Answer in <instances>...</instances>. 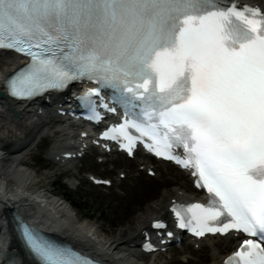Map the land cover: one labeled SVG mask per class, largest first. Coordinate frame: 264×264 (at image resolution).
Listing matches in <instances>:
<instances>
[{"label": "snow or ice", "instance_id": "snow-or-ice-1", "mask_svg": "<svg viewBox=\"0 0 264 264\" xmlns=\"http://www.w3.org/2000/svg\"><path fill=\"white\" fill-rule=\"evenodd\" d=\"M0 50L31 59L7 82L18 99L85 78L134 85L145 109L105 138L123 140L129 154L147 138L156 156L194 169L211 200L177 210L178 226L197 237L230 230L255 237L243 240L227 264H264L260 9L225 8L222 0H0ZM23 234L44 264H91L30 228Z\"/></svg>", "mask_w": 264, "mask_h": 264}, {"label": "bare ground", "instance_id": "bare-ground-1", "mask_svg": "<svg viewBox=\"0 0 264 264\" xmlns=\"http://www.w3.org/2000/svg\"><path fill=\"white\" fill-rule=\"evenodd\" d=\"M244 1L251 2V5L264 10V0ZM25 61L11 52H0V91H4L3 77L11 73L16 65ZM70 98L72 100L73 96L69 91L51 93L34 102L0 97V171L7 181L6 187L0 185V200L9 204L24 221L34 224L41 230L53 232L78 250L92 255L104 264H157L159 252L145 253L141 250V240L145 232L150 230L154 219H166L169 207L173 203L199 200V191L192 190L194 187L189 176H186V172L174 164L160 161L144 153L137 154L132 163L145 164L147 170L151 169L150 166L154 164L153 167L161 176L168 177L165 181L178 178V183L168 188L170 190L163 189L161 198L153 201L140 214L134 216L135 226L130 225L127 229H118L115 234L110 235L105 232L104 226L96 224L93 219H86L84 215L79 216L74 207L75 203L67 195L52 196L54 192L42 183L39 170L34 169L27 160L29 153L37 144L38 136L45 133L50 135L58 132L62 139L67 140L63 145L50 149V157L52 156V159L68 168L80 160L79 156L67 158L69 153H87L93 148L86 146L92 138H82L80 136L82 131H77L76 124L63 122L64 116L57 112V109L67 108ZM13 109L18 110L20 115H13ZM39 109L42 110L38 111ZM28 130H33V133L24 142H20ZM61 148H63L62 151H60ZM113 154L115 153L107 155L112 156ZM128 163L130 161L126 158L120 162L125 166ZM78 183L81 185L82 182ZM79 185L75 184L74 187ZM9 221L8 213L0 206V242L2 245L0 254L22 251ZM240 241L241 237H236L232 233L226 234L225 237L207 236L200 240L187 241L185 244L186 246L192 244L195 247L210 245L211 252L205 257L206 261L203 264H222L224 258L239 246ZM185 244L182 242L183 248H186ZM226 248L230 249L224 253L223 250ZM20 258L21 264H33L23 252Z\"/></svg>", "mask_w": 264, "mask_h": 264}, {"label": "rangeland", "instance_id": "rangeland-1", "mask_svg": "<svg viewBox=\"0 0 264 264\" xmlns=\"http://www.w3.org/2000/svg\"><path fill=\"white\" fill-rule=\"evenodd\" d=\"M32 133L33 130H28L20 142H24ZM65 142L67 140L62 139L59 133L52 135L47 133L44 136L40 134L27 160L34 169L39 170V178L42 179L43 184L59 195H67L75 203L74 207L79 216L89 215L86 219H93L96 224L103 225L105 232L110 235L115 234L118 229L135 226L134 216L146 209L147 205L161 198L163 189L170 190L168 188L178 183V178L165 181L168 177L162 175L163 179L153 167L154 164L151 167L156 174L151 176L145 164L132 163L135 158L130 159L123 154L102 157L96 154L94 149L70 168L56 165L50 159V149H55ZM101 158H105V161L100 162ZM124 158L132 165L120 164ZM91 174L111 179L112 185H94L89 180ZM60 181L68 186V190L65 191L58 184ZM80 181L81 185L78 183ZM75 184L79 186L74 187ZM168 214L166 216H169ZM230 248L224 249L223 252L226 253ZM210 249L208 244L201 247L187 244L186 248L179 244L173 245L169 250L160 253L157 264H203L206 261L205 257L211 252Z\"/></svg>", "mask_w": 264, "mask_h": 264}, {"label": "trees", "instance_id": "trees-1", "mask_svg": "<svg viewBox=\"0 0 264 264\" xmlns=\"http://www.w3.org/2000/svg\"><path fill=\"white\" fill-rule=\"evenodd\" d=\"M61 182L62 181L58 182V184L61 185L64 188L65 191L68 190V187L66 185H64L63 183H61ZM78 206H80L81 208H83L81 205H78ZM84 216L89 217V215H87V214H84Z\"/></svg>", "mask_w": 264, "mask_h": 264}, {"label": "water", "instance_id": "water-1", "mask_svg": "<svg viewBox=\"0 0 264 264\" xmlns=\"http://www.w3.org/2000/svg\"><path fill=\"white\" fill-rule=\"evenodd\" d=\"M0 94H1V96H4V93H3V92H1ZM13 112H14V114H15L16 116L19 115V112H17V110L14 109Z\"/></svg>", "mask_w": 264, "mask_h": 264}]
</instances>
